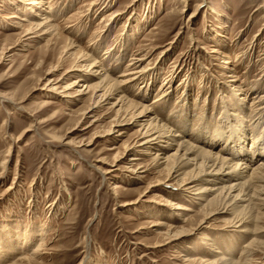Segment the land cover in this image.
<instances>
[{
	"label": "rangeland",
	"instance_id": "1",
	"mask_svg": "<svg viewBox=\"0 0 264 264\" xmlns=\"http://www.w3.org/2000/svg\"><path fill=\"white\" fill-rule=\"evenodd\" d=\"M28 2L0 0V264L17 263L41 244L40 264H203L216 255L238 264H264V209L262 220L247 225L251 235L228 227L224 221L233 216L227 215L195 236L153 248L167 239V226L154 224L184 226L167 200L195 212L199 206L155 186L167 173H159L151 158L143 161L149 172L133 180L127 159L138 151L124 149L134 146L138 128L128 126L118 140L114 136L119 128L109 137H96L115 123L110 106L99 109L100 122L89 127L91 120L81 122L73 112L91 104L90 94L76 104L47 92L49 78L58 92L75 80L66 73L76 62L67 59L64 39L47 36L21 43L22 30L10 26L19 20L10 18L38 19V9ZM45 3L60 10L56 23L61 35L96 61H104L112 77L128 73L134 56L145 57L150 71L145 80L125 87L127 97L149 106L177 133L184 134L188 122V140L207 150H222L224 144L210 142L218 129H226L227 138L231 134L224 107L237 105L231 81L238 79L240 94L249 93L244 112L256 131L247 142L248 149L258 151L251 164L263 160L264 138L256 141L264 134V102L251 105L254 97L264 96V0ZM92 3L96 5L90 7ZM23 44L24 50L18 47ZM229 56L231 71L224 69ZM62 59L61 69L48 75ZM76 126L78 130L69 134ZM228 154L239 159L232 151ZM122 157L119 170L106 175ZM129 203L137 204L125 206ZM253 242L260 246L251 248Z\"/></svg>",
	"mask_w": 264,
	"mask_h": 264
},
{
	"label": "bare ground",
	"instance_id": "2",
	"mask_svg": "<svg viewBox=\"0 0 264 264\" xmlns=\"http://www.w3.org/2000/svg\"><path fill=\"white\" fill-rule=\"evenodd\" d=\"M28 5H32L39 12H42L41 14L38 12L35 15L38 16V19L29 21L18 15L10 18L19 20L16 22L11 20L10 26L22 30L21 43L27 41L34 43L36 40H45L47 36H54L60 40L64 39L66 43L64 53L67 59L73 58L76 62V65L66 73L70 74V77L75 80L64 88L63 92H58L57 85L49 78L47 88H45L47 92L58 94L68 102L76 104L82 102L84 96L90 94L91 104L86 109L73 112V115L81 116V122L83 120H91L89 127L100 122V118L97 116L99 109L110 106V109L116 113L115 123L104 136L97 135L96 137H109L115 131L114 129L119 128L115 131L117 135L114 136L118 140V138L125 136L126 131L129 129L128 126L138 128V140L134 146L124 149L125 152L132 149H136V152L138 151L137 155H131V158L127 159L128 172L134 175L133 180H141L143 178L142 175L149 172L150 169L143 166V161L146 157L151 158L152 165L158 169L159 173L165 171L167 173L166 178L160 180L155 186L159 187L168 196H181L182 198H187L188 202L196 203L199 206V211L195 212L193 208L167 200L168 204L166 203V205H170V208L174 210V213L176 212L178 220L184 223V226L154 224L153 227L164 228L163 226H167L165 233L167 239L164 243H157L153 248L164 247L185 237L195 236L210 228L212 221L215 222L220 217L227 215L233 216L232 219L224 221L228 227L238 229L241 234H253L247 225L254 224L263 218L261 210L264 209V184L257 183H264V157L259 164L253 167L251 163L254 161V156L258 154V151H254L252 148L248 149L247 142L253 135L252 133L256 131L250 129L252 127L249 124L250 116L248 119L247 113L244 112V105L247 103L249 93L240 94L242 87L236 85L239 80L234 79V81H231L234 85V93L238 99L237 105H232L229 108L226 104L224 107L226 122L229 121L227 124L230 125L231 134H228L227 138L226 129L221 127L212 136L213 139L210 142L224 144L223 146L221 145L223 147L221 148L222 150L220 152L207 150L188 140L189 137L187 138L185 135L189 131L186 125L188 122L184 125V134L177 133L168 125L161 123L162 120L160 121L156 117V114L149 106L132 101L127 97L125 87L131 84L137 85L150 71L148 67L144 66L145 57L134 56L131 59L129 65L131 68L128 73H124L119 77H112L105 69L104 61H96L81 49H78L69 39L61 35L56 23V17L59 16L60 10H53L51 7L50 9L46 8L45 0H29ZM95 5L96 3H92L90 7ZM113 19L111 18L110 20ZM220 38H222V35H219ZM220 42H223V40L220 39ZM18 47L25 49L24 44L22 46L18 45ZM8 50H15V47H10ZM216 53L218 54V51ZM236 58H240V55H237ZM228 59L229 61L225 63L224 69L231 71L228 65L231 64L232 58L229 56ZM62 63H65V60L62 59L61 63L53 66L48 75L51 76L58 72L63 66ZM231 73L235 75L237 70L233 69ZM147 87L149 86L147 85ZM252 101L251 108H254V106L264 102V96H256ZM260 110H264V108ZM79 124L80 122L77 123V125ZM259 124L261 123H257L255 126ZM78 127L73 128L69 134L76 132ZM263 135L259 138L257 137V143L261 138H264ZM54 138H57L60 142L65 141L63 139L65 137L55 136ZM71 143L67 142V145ZM88 146H92V144L86 145V147ZM111 150H115V148ZM223 151L225 152L224 154H222ZM231 151L239 159H235L233 156L229 157L228 153ZM261 154L264 156V152ZM226 155L228 157H225ZM120 160H124V158L117 159L116 163L111 165V168L106 169L105 174L112 175V173L118 171ZM3 166L1 165L0 168H3ZM141 169L144 170L139 171ZM2 174H4L3 169L0 173V178H2ZM118 189L117 185L115 190L117 191ZM141 200L139 199L138 202ZM133 204L137 203H129L125 206ZM198 217H201V220L194 225L193 222ZM204 238L206 240L210 239L207 234ZM255 244L259 245V243L253 242L250 247L252 248ZM22 246H25V244ZM42 246L44 244H41L40 248L35 249L32 255L21 257L20 261L14 264H40L38 258L44 252ZM185 262H190V259L185 260ZM203 264L238 263L232 259L220 258V256L216 255L214 260H206Z\"/></svg>",
	"mask_w": 264,
	"mask_h": 264
}]
</instances>
